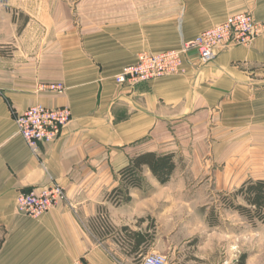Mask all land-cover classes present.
<instances>
[{
	"label": "crops",
	"instance_id": "0c3cea01",
	"mask_svg": "<svg viewBox=\"0 0 264 264\" xmlns=\"http://www.w3.org/2000/svg\"><path fill=\"white\" fill-rule=\"evenodd\" d=\"M245 12L264 21V0H0V264H141L152 253L220 264L178 247L203 233L205 195L264 181V39L204 66L189 51L185 72L133 88L114 76ZM35 105L71 112L39 157L14 123ZM149 152L172 156L168 183L144 166L139 187L116 193L121 170ZM50 182L62 202L38 218L16 211L19 193Z\"/></svg>",
	"mask_w": 264,
	"mask_h": 264
},
{
	"label": "built area",
	"instance_id": "2783aa9c",
	"mask_svg": "<svg viewBox=\"0 0 264 264\" xmlns=\"http://www.w3.org/2000/svg\"><path fill=\"white\" fill-rule=\"evenodd\" d=\"M260 38L264 39V21L256 23L248 12L232 14L217 26L203 31L193 41L182 44L178 50L139 53L136 63L124 68L114 76V80L120 86L133 88L151 79L185 72L182 62L189 51H194L199 64L204 66L214 60L216 51L233 46L246 47ZM40 91L62 93L64 88L60 84H43ZM70 118L71 112L67 107L51 109L35 105L21 114H15L14 123L30 152L39 157L41 145L53 143ZM64 199V189L58 183L50 182L19 193L15 206L18 213L38 218ZM141 264H167V260L160 254L152 253L144 256Z\"/></svg>",
	"mask_w": 264,
	"mask_h": 264
},
{
	"label": "rangeland",
	"instance_id": "374dc122",
	"mask_svg": "<svg viewBox=\"0 0 264 264\" xmlns=\"http://www.w3.org/2000/svg\"><path fill=\"white\" fill-rule=\"evenodd\" d=\"M180 167L183 171L190 169L188 164H182ZM140 176L143 179L142 173ZM185 182L192 187L206 188L208 186V181L205 178L188 177ZM129 188L125 184L124 191L121 192L126 195ZM233 193L205 195L207 204L201 211H197V217L203 219V233L197 235V239L192 238L189 243H180L179 251L190 253L196 251L201 256L212 253L216 263L220 264H237L241 256H245V264H264V224L255 220H251L250 223L238 211L230 209L231 203L235 206L246 207L243 198L241 196L234 197ZM248 209L253 210L252 208ZM180 213H173L171 218L174 219ZM152 224L150 221L151 227H153ZM151 233L153 234V231ZM166 251L167 249H163L162 252L166 253ZM190 258L192 259L191 264H201L199 259Z\"/></svg>",
	"mask_w": 264,
	"mask_h": 264
},
{
	"label": "trees",
	"instance_id": "16d2710c",
	"mask_svg": "<svg viewBox=\"0 0 264 264\" xmlns=\"http://www.w3.org/2000/svg\"><path fill=\"white\" fill-rule=\"evenodd\" d=\"M144 166L150 169L152 175L162 186L168 183L175 169L172 156L164 155L161 157L150 152L144 153L133 158L130 164L121 170L120 176L123 185L126 184V186L130 188L139 187L142 181L140 174ZM115 192L120 194L121 190H116ZM233 195L234 197L241 196L246 207L235 206L231 203L229 205L230 209L238 211L239 214L247 218L250 223L251 220H255L264 224V181L250 180L237 189ZM247 207L253 210H249ZM237 264H245V256H241Z\"/></svg>",
	"mask_w": 264,
	"mask_h": 264
}]
</instances>
